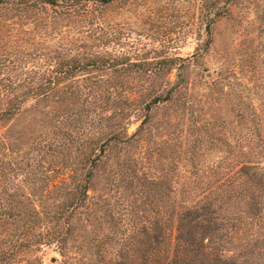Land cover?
I'll use <instances>...</instances> for the list:
<instances>
[{"label":"trees","instance_id":"16d2710c","mask_svg":"<svg viewBox=\"0 0 264 264\" xmlns=\"http://www.w3.org/2000/svg\"><path fill=\"white\" fill-rule=\"evenodd\" d=\"M238 1L0 0V264H264V41L197 88L130 21Z\"/></svg>","mask_w":264,"mask_h":264},{"label":"rangeland","instance_id":"374dc122","mask_svg":"<svg viewBox=\"0 0 264 264\" xmlns=\"http://www.w3.org/2000/svg\"><path fill=\"white\" fill-rule=\"evenodd\" d=\"M184 5H190V3L185 1ZM258 7L259 3L250 4L245 0H239L236 4L230 6V9L232 8L230 13L221 16L217 23L213 25L210 35L204 30V25H201L197 14H193V10L184 14L179 10H174L172 14L168 15L164 14L163 11L162 18L150 16L147 20H144L148 32L142 28L140 19L135 15L132 16L130 21L133 29L136 32L144 33V35L150 33L158 35L161 31L165 38L166 34H172L173 37L169 47L178 56L186 58L194 71L190 72L191 85L200 88L201 85L198 84L200 80L199 77L194 75L195 72L206 73V78L210 79L216 76L214 73L216 65L223 68L231 67L232 62L238 59V54L248 46H252L256 50L262 49L264 28L256 15ZM117 18L119 19V16ZM134 36H136L135 32ZM142 41L147 43L148 48L160 46V42L150 38V36H143ZM207 43L211 44L207 45ZM165 45L166 43H164ZM199 48L201 50L197 52ZM176 73L177 71L174 70L169 76L172 81L176 79ZM160 118L164 119V109L159 107L153 110L151 121L154 123ZM133 120H136V118H133ZM140 122V120L135 121L130 127V132L135 131ZM155 131L156 129H154ZM158 139L157 135L150 138L147 142L148 147L155 149L159 144ZM162 161H164V154ZM58 257V254L48 249L45 264L56 263ZM53 258H56L55 262H52Z\"/></svg>","mask_w":264,"mask_h":264},{"label":"water","instance_id":"95a60500","mask_svg":"<svg viewBox=\"0 0 264 264\" xmlns=\"http://www.w3.org/2000/svg\"><path fill=\"white\" fill-rule=\"evenodd\" d=\"M55 261H56V258H53V259H52V262H55Z\"/></svg>","mask_w":264,"mask_h":264}]
</instances>
